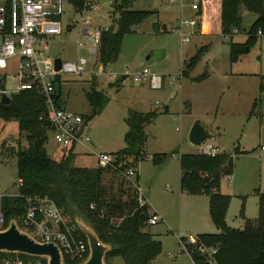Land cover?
<instances>
[{"label":"rangeland","instance_id":"obj_1","mask_svg":"<svg viewBox=\"0 0 264 264\" xmlns=\"http://www.w3.org/2000/svg\"><path fill=\"white\" fill-rule=\"evenodd\" d=\"M173 1L168 4L165 0L131 2L130 9L150 14L122 36L116 59L103 68L113 74V78L64 74L57 75L52 85L58 106L87 118L88 147L93 153L113 154L123 147L130 111L152 113L150 121L143 126L145 157L137 165V171L147 180L148 203L162 218L147 229L159 242V251L148 264H192L184 251L176 258L165 256L166 252L176 251V235L190 244L197 234L215 231L208 217L207 195H190L178 190L177 157L197 152L187 141L193 121H200L213 132L210 142L219 153L236 150L235 156H231L230 183L224 174L218 185L219 193L229 197L224 214L227 227L237 228L241 222L256 217L257 192L264 187V156L256 149L264 144V36L256 35L244 52L229 60L230 44L245 42L255 14L240 6L239 27L230 37L199 34L196 25L191 28L193 34L187 41L180 43L178 36L168 28L178 18V0ZM95 16L93 21L97 25L114 27L116 15L110 6L101 5ZM181 17L188 18L190 14H181ZM78 19L79 15L64 3L58 19L60 34L53 38L48 52L51 57L58 55L62 62L75 60L76 33L72 25ZM154 23L158 24V29L153 27ZM183 31L187 33L189 28ZM82 40L86 42L85 38ZM155 50L162 51L158 59L153 56ZM78 55L87 59L85 70H89L91 59L86 50L80 48ZM191 57L194 60L186 70V77L180 76L179 71ZM142 68L162 77L159 88L150 87L147 81H133ZM122 75L125 77L121 80ZM88 78L105 97L103 105L94 113L84 96L89 91ZM102 82L109 84L102 86ZM9 87H12L11 82ZM6 139L11 149L5 151L0 147V195L17 192L15 149L24 145L23 133L17 130L15 120L0 118V143ZM44 148L46 154L56 160L62 152L49 136ZM93 153L81 154L80 149H76L72 164L96 165ZM156 153H174L175 156H167L156 167L150 160ZM150 206L147 205V212L151 211ZM113 222L115 225L116 220ZM111 262L123 264L117 256L112 257Z\"/></svg>","mask_w":264,"mask_h":264},{"label":"trees","instance_id":"obj_2","mask_svg":"<svg viewBox=\"0 0 264 264\" xmlns=\"http://www.w3.org/2000/svg\"><path fill=\"white\" fill-rule=\"evenodd\" d=\"M132 1H113L112 13L116 15L113 19L114 27L109 26L107 31L99 35L98 61L103 67L116 59L122 36L150 14L149 11L130 9ZM81 2L67 0L75 12ZM263 4L264 0H200L197 9L198 33L230 37L233 34L231 30L237 31L239 27V7L254 13L255 18L248 28L245 42L230 44L229 60L233 61L255 40L256 31L264 36ZM153 27L158 29V24L154 23ZM193 60L194 57H191L179 71L180 76L186 77V70ZM84 96L92 113L105 101L101 91L92 84ZM52 97L56 99L54 92ZM44 114L43 97L33 90L16 92L10 96L6 105L0 104V118L5 121L14 119L17 130L23 133L24 145L15 149V175L20 180L17 193L22 196H46L71 221L74 217L85 221L98 240L110 247L103 256L104 264H110L109 259L115 256L123 264H148L158 253L159 242L147 230L146 206L136 207L132 190L114 170L97 165L74 166V149L71 145L62 150L57 160L50 158L44 148L49 136V125ZM82 117L87 121L85 116ZM151 118L150 112L128 113L123 147L111 154L117 169L123 170L144 159L143 126ZM171 154L156 153L150 160L157 166ZM177 166L179 190L190 195L205 194L208 197V217L216 232L199 233L195 237L197 242L216 248L210 264H264V187L257 192L256 217L244 221L241 227L229 228L224 223L229 197L219 193L218 185L221 176L231 172V153L222 152L213 156L198 152L182 153L177 157ZM0 211L4 216L0 227L2 229L9 219L21 213V198L0 196ZM112 220H116L115 225ZM4 254L11 253L0 252V255ZM17 255L22 259L37 258ZM190 257L193 264H209L196 253H191ZM38 259L41 264H45L44 259Z\"/></svg>","mask_w":264,"mask_h":264},{"label":"built area","instance_id":"obj_3","mask_svg":"<svg viewBox=\"0 0 264 264\" xmlns=\"http://www.w3.org/2000/svg\"><path fill=\"white\" fill-rule=\"evenodd\" d=\"M82 0L76 13L77 22L73 23L76 39L74 41L77 53L73 62H62L58 70L53 69L52 58L48 52L52 43V35L56 34L57 21L63 12V5L67 0H0V95L10 96L22 90H33L44 100V119L49 125V137L61 150L70 145L79 148L81 152L93 153L89 147V137L86 133V121L82 115L70 112L58 106L53 95V82L57 75H86L87 77L107 76L113 74L104 71L98 61V44L101 32L107 31V25H97L93 19L101 5L112 8L114 0ZM170 3L171 0H165ZM200 0H190L187 7L190 17L182 18L171 23L169 32L176 34L180 43H185L188 36L193 34L191 28L197 25L198 32V3ZM68 4V3H67ZM264 6V4H263ZM108 15V12L105 13ZM183 28H189L185 33ZM236 33L235 29L231 30ZM256 35L260 36L259 31ZM223 39L227 35L221 36ZM85 38L86 42H83ZM84 48L91 59V68L85 70L87 59L78 55L79 49ZM180 75V73H179ZM133 81H147L150 87L159 88L162 84L160 75L148 72L142 68L133 77ZM9 82L12 87H9ZM9 139L2 141L5 151H9ZM198 153L213 156L219 151L210 140H204L195 147ZM257 152L264 156V144L257 146ZM95 163L99 167H108L114 170L125 185L132 190L136 207L146 206L145 196L136 181L137 165L134 163L123 170L114 166V156L107 153H93ZM174 157V153L171 154ZM228 179L230 175L225 174ZM16 187L20 180H16ZM0 196H18L22 200V211L14 218L16 227L26 232L34 241L52 243L63 263H79L87 255V246L81 232L74 223L54 205L46 196L1 194ZM161 218L154 212L148 213L146 225H154ZM4 216L0 211V227ZM177 249L175 252H166L167 258H176L182 251L200 255L206 263H212V254L215 247L206 246L195 241L187 244L184 239L176 235ZM192 263V260H191ZM0 264H41L40 259H22L16 253L0 255ZM193 264V263H192Z\"/></svg>","mask_w":264,"mask_h":264},{"label":"water","instance_id":"obj_4","mask_svg":"<svg viewBox=\"0 0 264 264\" xmlns=\"http://www.w3.org/2000/svg\"><path fill=\"white\" fill-rule=\"evenodd\" d=\"M165 29V26H163ZM162 51L155 50L153 56L158 59ZM61 59L58 55L52 58V65L54 70L60 68ZM124 75L120 77L122 80ZM9 98L5 95H0V104L6 105ZM214 137L213 132L202 124L200 121L195 120L187 132V141L196 147L204 140H210ZM72 222L76 228L83 235L86 246V257L77 264H104L103 256L109 250L107 244L101 243L96 237L90 226L79 217H74ZM0 252L24 254L31 257L44 259L45 264H64L60 259V255L56 247L48 242L41 243L34 241L26 232L19 230L15 223L14 218L7 221L6 226L0 229Z\"/></svg>","mask_w":264,"mask_h":264},{"label":"crops","instance_id":"obj_5","mask_svg":"<svg viewBox=\"0 0 264 264\" xmlns=\"http://www.w3.org/2000/svg\"><path fill=\"white\" fill-rule=\"evenodd\" d=\"M187 0H178V16L179 15H183V14H190V11H189V9H188V7H187V2H186ZM172 2H174L173 0H171V2L170 3H172ZM168 4V3H167ZM165 26V29H166V25H164ZM164 29V28H163ZM56 30L58 31L56 34H54V35H52V40H53V38L56 36V35H58V34H60V25H59V21H57V27H56ZM53 42V41H52ZM51 47V46H50ZM50 49V48H49ZM125 77V76H124ZM88 83L91 85H93L94 87L96 86L95 84H93V82L91 81V79H89L88 78ZM106 83V82H105ZM105 83H103L102 82V86H105ZM99 84V83H98ZM109 84V82L108 83H106V85H108ZM55 144V143H54ZM76 149L77 148H74V154H76ZM256 149H257V147H256ZM81 152V151H80ZM228 152H230L231 153V156L233 155V152H231V151H228ZM236 152V151H235ZM81 154H83V152H81ZM236 154V153H235ZM235 154H234V156H235ZM49 156V155H48ZM50 157V156H49ZM51 158V157H50ZM53 159V158H52ZM56 160V159H55ZM163 164V163H162ZM157 167V166H156ZM137 170V169H136ZM230 174H231V172H230ZM229 174V175H230ZM177 178H179V171H178V174H177ZM226 178V177H225ZM227 179V178H226ZM230 179H231V175H230V178H229V182H228V179H227V182L228 183H230ZM136 181H137V183H138V185H139V187L141 188V190H142V192H143V194H144V196H145V199H146V207H147V205L148 206H150L149 205V203H148V200H147V196H146V194H145V191L147 190L146 188H147V180H146V178L143 176V175H141V174H139V172L137 171V173H136ZM177 183H178V179H177ZM165 189L166 190H168V188H167V186L165 185ZM178 190H179V187H178ZM219 191V190H218ZM179 192H181L180 190H179ZM149 208V207H148ZM150 208H151V206H150ZM150 212H154V213H156L157 214V212L153 209V208H151V211H148V213H150ZM158 215V214H157ZM159 216V215H158ZM160 217V216H159ZM161 218V217H160ZM254 218H252L251 220H253ZM161 220H162V218H161ZM244 222V221H243ZM243 222H241V224L238 226V227H241L242 225H243ZM156 224V223H155ZM154 224V225H155ZM163 224H164V222H163ZM149 226H152V225H147V227H149ZM166 226V225H165ZM214 232H216V229H215V231ZM112 258H110V260H109V263L110 264H112Z\"/></svg>","mask_w":264,"mask_h":264}]
</instances>
